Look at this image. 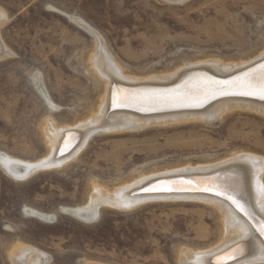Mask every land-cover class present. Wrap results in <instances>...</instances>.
Here are the masks:
<instances>
[{
  "label": "rangeland",
  "instance_id": "obj_1",
  "mask_svg": "<svg viewBox=\"0 0 264 264\" xmlns=\"http://www.w3.org/2000/svg\"><path fill=\"white\" fill-rule=\"evenodd\" d=\"M0 9L7 17L0 42L11 52L0 58V153L27 163L48 154V122L75 126L96 112L104 81L91 69V31L123 73L137 78L201 61H254L264 49V0H0ZM208 120L94 133L62 166L21 181L0 169V264H12L18 245L45 253L48 264H181L184 251L218 246L223 217L198 201L100 205L93 222L66 212L86 207L96 187L112 193L151 175L247 153L264 157L263 116L234 110Z\"/></svg>",
  "mask_w": 264,
  "mask_h": 264
},
{
  "label": "bare ground",
  "instance_id": "obj_2",
  "mask_svg": "<svg viewBox=\"0 0 264 264\" xmlns=\"http://www.w3.org/2000/svg\"><path fill=\"white\" fill-rule=\"evenodd\" d=\"M156 1L174 5L185 0ZM6 18L0 9V26ZM77 22L84 26L81 21ZM85 28L88 30L89 27ZM91 33L96 39L95 50L90 56L91 69L104 81L96 112L81 124L59 129L45 121L47 125L43 132L49 151L37 162L27 163L0 153V169L9 178L21 181L39 171L62 166L77 155L87 137L94 133L139 129L175 120L217 119L234 110L264 117V99L259 97V87L264 81V49L250 59L254 61L235 64L201 61L168 74L137 78L125 75L110 58L96 32ZM10 53L0 42V58ZM242 71L241 75L232 77ZM33 80L35 89L53 108L38 77L34 76ZM244 92L253 94H242ZM228 94L236 96L218 97ZM164 109L168 110L146 112ZM77 141L78 144L67 152ZM57 151L65 153L58 155ZM187 178L190 181H184ZM88 200L86 207L66 212L80 221L93 222L98 217L100 205L123 210L147 201L193 200L209 204L223 217V240L211 250L181 252V264H217L218 261L220 264H264V235L260 231L264 227L263 156L241 154L209 166L151 175L112 193L96 187ZM233 200L242 208H238ZM28 213L39 216L45 223L53 218L36 211L28 210ZM256 222L262 226L259 228ZM227 254H230L229 258H223ZM49 259L45 253L25 245L15 246L10 253L12 264H48Z\"/></svg>",
  "mask_w": 264,
  "mask_h": 264
},
{
  "label": "water",
  "instance_id": "obj_3",
  "mask_svg": "<svg viewBox=\"0 0 264 264\" xmlns=\"http://www.w3.org/2000/svg\"><path fill=\"white\" fill-rule=\"evenodd\" d=\"M243 73V71L242 72H239V73H237L236 75H234V76H232V77H237L238 75H241ZM229 82H233V80H230L229 79ZM236 96V94H228V95H221V96H218V97H227V96ZM246 97V96H245ZM168 110V109H167ZM167 110H154V111H146L147 113H160V112H162V111H167ZM143 112V111H142ZM214 119V118H213ZM210 120H212V118L210 119ZM75 136H78V135H75ZM79 139H80V137H79ZM79 139H78V141H79ZM78 141L76 142V144H74L67 152H69L71 149H73L77 144H78ZM60 148V147H59ZM59 150V149H58ZM60 150H61V148H60ZM63 152V151H62ZM60 152V151H57V153H58V155H62V154H64L65 152ZM184 181H190V178H187L186 180H184ZM151 192H155V191H151ZM156 192H168V191H156ZM36 216V215H35ZM73 217H75V215H72ZM53 220V218L51 219V220H49V221H52ZM231 261H233V260H231Z\"/></svg>",
  "mask_w": 264,
  "mask_h": 264
},
{
  "label": "snow or ice",
  "instance_id": "obj_4",
  "mask_svg": "<svg viewBox=\"0 0 264 264\" xmlns=\"http://www.w3.org/2000/svg\"><path fill=\"white\" fill-rule=\"evenodd\" d=\"M242 94L251 95L253 93H251V92H244ZM259 97L261 99H264V81L261 82V85L259 87ZM233 203L236 204L238 208H242V206H240L235 200H233ZM260 231H261V234L264 235V227H261ZM217 264H220V262L218 261Z\"/></svg>",
  "mask_w": 264,
  "mask_h": 264
}]
</instances>
